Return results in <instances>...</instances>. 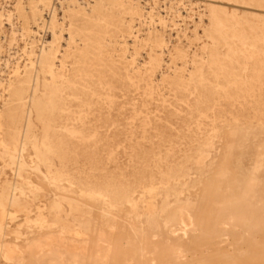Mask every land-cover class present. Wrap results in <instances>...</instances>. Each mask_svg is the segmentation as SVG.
Segmentation results:
<instances>
[{"label":"rangeland","instance_id":"rangeland-1","mask_svg":"<svg viewBox=\"0 0 264 264\" xmlns=\"http://www.w3.org/2000/svg\"><path fill=\"white\" fill-rule=\"evenodd\" d=\"M98 1V19L81 30L82 43L64 46L65 54L58 55L51 34L38 32L47 11L36 0H0V28L15 31L11 43L5 40L11 31L0 32V192L13 182L24 191L18 192L20 206L0 207V264H36L40 249L50 252L43 264H264V0L160 1L169 25L164 28L158 19L142 24L140 33L149 43L142 47L160 53L165 41L169 61L160 67L147 62L143 72L133 71L114 41L125 29L129 3ZM190 3L202 5L197 10L203 12L216 4L224 8L212 31L197 25ZM9 10L16 11L11 21L3 15ZM43 41L54 52L51 63L41 68L35 44ZM177 47L192 51L199 62L185 76L171 62ZM34 79L37 101H64V115L78 127H94L86 140L96 141L107 130L121 131L128 139L113 146L95 143L93 158L59 159L38 154L31 134L23 162L11 161L9 108L16 91ZM78 91L93 96L92 108L78 103ZM34 118L40 137L48 124ZM141 149L146 150L143 159L135 156Z\"/></svg>","mask_w":264,"mask_h":264},{"label":"bare ground","instance_id":"bare-ground-1","mask_svg":"<svg viewBox=\"0 0 264 264\" xmlns=\"http://www.w3.org/2000/svg\"><path fill=\"white\" fill-rule=\"evenodd\" d=\"M38 3V8L41 10H46L47 11V18L45 16H42L41 14V19L39 20V24L38 27L39 30L38 32L42 35L44 34V36H46L47 34H51V37H53L52 39L49 40H53L54 42H56V49H57V54L59 55V53L61 54L63 52V47L65 46H70L72 45V47L78 46L80 45L82 42V38L84 37V33H82L81 30L86 29V28H90L92 23H94V21H96L97 15L96 13L100 12L99 9L96 7V2L98 0H36ZM57 1V2H56ZM110 1V0H109ZM120 0H118L119 2ZM125 4L129 3L131 10L128 11L126 14H128V19L126 20L125 23V29H121L122 31H120L117 39H115L114 41L117 43L119 50L121 49V52L123 50V52H125L124 54H126V58H128V63L130 66L133 67V71L136 70H140L141 69L147 67L146 63L149 62L150 65L154 64L157 66H161L164 63H166L168 65L169 60L166 61V58L164 56V53L166 49H164L165 47V41L162 43L161 41V52L160 53H155V51H144L142 47L143 42L145 41V38L143 37V35H141L140 31L141 29V25L144 23L147 24V22H150L148 24H150L151 22L153 23L156 19H158V23H160L163 27L164 26H168L167 20H165V16L162 14V12L159 10V8L161 7L160 5V1L162 0H149L151 2V4H147L148 2H146L145 4L143 2H145L146 0H122ZM167 1V0H166ZM171 1V0H170ZM227 1V0H226ZM225 1V2H226ZM250 1V0H249ZM248 1V4H249ZM259 1V0H258ZM99 2V1H98ZM122 2V3H123ZM172 2V1H171ZM175 1L173 0V3ZM178 2V1H177ZM181 2V0H180ZM179 2V4H180ZM220 3V1H217ZM251 2V1H250ZM253 2V1H252ZM255 2V1H254ZM101 3V2H100ZM99 3V5H100ZM184 3V2H183ZM182 3V4H183ZM186 3V2H185ZM214 3V2H213ZM21 4V3H20ZM102 4V3H101ZM109 4V2H108ZM112 4H118V3H112ZM147 4V5H146ZM160 4V5H159ZM178 4V3H177ZM176 4V5H177ZM196 4V5H195ZM194 5L192 3L189 4L188 9L195 13L198 16V26L202 27V29L204 30H211L213 29V26L217 25L218 23V18L222 15V11L224 10V8H219L216 7L214 5L208 6V11L203 12L202 10H197L199 8L202 7V5H199L197 3H195ZM242 4V3H241ZM263 4V3H262ZM121 5V4H120ZM123 5V4H122ZM175 5V3H174ZM224 5V4H223ZM225 5H227L225 3ZM232 5V4H231ZM230 5V6H231ZM237 5V3H236ZM243 5V4H242ZM251 6L253 4H250ZM16 6V5H15ZM27 6V5H26ZM119 6V5H118ZM173 6V4H172ZM171 6V7H172ZM180 6V5H177ZM176 6V7H177ZM206 6V5H205ZM8 7V6H6ZM113 7V6H112ZM174 7V6H173ZM172 7V8H173ZM183 7H185L183 5ZM204 7V5H203ZM225 7V6H224ZM227 7V6H226ZM225 7V8H226ZM257 7V6H256ZM15 8V7H14ZM13 8V9H14ZM102 8V7H101ZM104 8V7H103ZM102 8V9H103ZM205 8V7H204ZM241 8V7H240ZM261 8V7H260ZM105 9V8H104ZM103 9V10H104ZM125 9V8H124ZM175 9V8H174ZM177 9V10H176ZM176 12L178 13V16H182V12L180 11V7L176 8ZM182 9V8H181ZM187 8H184V10ZM220 9H222V11H220ZM230 9V8H229ZM228 9V11H229ZM15 10V9H14ZM18 10V9H17ZM31 10L33 11V8H31ZM101 10V9H100ZM163 10V9H161ZM170 10V9H169ZM174 10V11H175ZM188 10V11H189ZM234 10V9H233ZM235 10H237L235 8ZM244 10V9H243ZM254 10V9H253ZM258 10V9H256ZM255 10V11H256ZM173 11V12H174ZM260 11V10H259ZM262 11V10H261ZM260 11V12H261ZM13 12L16 11H5L3 15L7 16V20L11 21L13 18ZM18 12V11H17ZM109 12V11H108ZM170 12V11H169ZM227 12V11H226ZM232 12V10H231ZM46 13V12H44ZM102 13V12H101ZM106 13V12H105ZM241 13V10H240ZM244 13V11H243ZM247 13V12H246ZM125 14V15H126ZM234 14V13H233ZM16 15V14H15ZM18 15V14H17ZM16 15V16H17ZM28 15V14H27ZM124 15V14H123ZM246 15V14H245ZM250 15V14H249ZM257 15V14H256ZM25 16V15H24ZM176 16V15H175ZM242 16V15H241ZM100 17V16H99ZM102 17V16H101ZM186 17V16H185ZM247 17V15H246ZM245 17V18H246ZM255 17V16H254ZM20 18V17H19ZM197 18V17H196ZM238 18V17H237ZM243 18V17H242ZM39 19V18H38ZM98 19V18H97ZM247 19V18H246ZM245 19V20H246ZM259 19V18H257ZM263 19V17H262ZM185 20V19H184ZM225 20V19H224ZM227 20V18H226ZM264 20V19H263ZM27 21V20H25ZM105 21V20H104ZM170 21V20H169ZM237 21V20H236ZM239 21V20H238ZM257 21V20H256ZM1 22V21H0ZM30 22V21H29ZM101 22V21H100ZM182 22V21H181ZM184 22V21H183ZM14 23V22H13ZM12 23V24H13ZM38 23V22H36ZM97 23V22H96ZM157 23V24H158ZM261 23V22H260ZM264 23V22H263ZM11 24V22H9V25ZM27 24V22H26ZM108 24V23H106ZM123 24V23H122ZM147 24V25H148ZM159 24V25H160ZM185 24V23H184ZM192 24V23H191ZM34 25V24H33ZM111 25V24H110ZM264 25V24H263ZM13 27V25H11ZM102 26V25H101ZM158 26V25H157ZM178 26V25H177ZM234 26V24H233ZM232 26V27H233ZM239 26V25H238ZM248 26V25H246ZM245 26V27H246ZM11 27V28H12ZM38 27H36L38 29ZM116 27V26H115ZM122 27V26H121ZM144 27V26H143ZM148 27V26H147ZM159 27V26H158ZM173 27V26H172ZM176 27V26H175ZM230 27V26H229ZM240 27V26H239ZM259 27V26H258ZM6 26H1L0 28V32L7 34V32H10L9 35H5V40L8 42H10L11 40H15V31H13L12 29L9 31H6ZM8 28V27H7ZM31 28V27H30ZM165 28V27H164ZM167 28V27H166ZM252 28V27H251ZM15 29V28H14ZM173 29V28H172ZM261 29V28H260ZM263 29V28H262ZM16 30V29H15ZM124 30V31H123ZM126 30V31H125ZM200 29H198L199 31ZM87 31V30H86ZM197 31V29H196ZM230 31V30H229ZM249 31V30H248ZM251 31V30H250ZM18 33V30L16 31ZM83 32H85L83 30ZM90 31H87V33H89ZM142 32V31H141ZM204 31H202L203 33ZM208 32V31H207ZM260 32V31H258ZM262 32V31H261ZM152 33V32H151ZM194 33V32H193ZM201 33V35H202ZM20 34V33H19ZM39 34V35H40ZM99 34V33H98ZM110 34V32H109ZM144 34V33H142ZM187 34V33H186ZM210 34H213L210 33ZM237 34V33H236ZM260 34V33H259ZM263 34V32H262ZM18 35V34H17ZM152 35V34H151ZM195 35H198L195 34ZM205 35V34H204ZM239 35V34H238ZM19 36V35H18ZM17 36V37H18ZM41 36V35H40ZM50 36V35H49ZM107 36V34H106ZM156 36V35H155ZM200 36V35H198ZM16 37V38H17ZM39 37V36H38ZM157 37V36H156ZM197 37V36H196ZM201 37V36H200ZM207 37V36H204ZM203 37V38H204ZM212 37V36H211ZM238 37V36H237ZM264 37V34H263ZM43 36L39 37L40 42L42 40ZM110 38V37H109ZM114 38V37H113ZM116 38V37H115ZM185 38V37H184ZM194 38V37H193ZM202 38V37H201ZM210 38V37H209ZM215 38V37H214ZM220 38V37H219ZM217 38V40L219 39ZM236 38V37H235ZM45 39V38H44ZM160 39V38H159ZM188 39V38H187ZM211 39V38H210ZM216 39V38H215ZM153 40V38H152ZM186 40V39H185ZM190 40V39H189ZM195 40V39H194ZM209 40V39H207ZM242 40V39H241ZM257 40V39H256ZM107 41V40H104ZM113 41V40H112ZM113 41V42H114ZM191 41V40H190ZM197 41V40H195ZM202 41V39H201ZM200 41V42H201ZM215 41V40H214ZM49 42V41H47ZM46 41H43L41 45H39L38 43H36L35 45V52L37 54V58H38V63L42 66H46L47 64L51 63L52 57L53 55H51L49 44ZM109 42V41H108ZM146 42V41H145ZM170 42V41H169ZM188 42V41H187ZM199 42V40H198ZM207 42V41H206ZM210 42V41H209ZM11 43V42H10ZM17 43V42H16ZM101 43V42H100ZM168 43V40H167ZM190 43V42H189ZM192 43V42H191ZM219 43V42H218ZM32 44V43H31ZM53 44V43H52ZM110 44V43H109ZM147 44V42L145 43ZM149 44V43H148ZM147 44V45H148ZM153 44V43H152ZM197 44V43H195ZM200 44V43H199ZM198 44V45H199ZM208 43H206L207 45ZM212 44V43H211ZM231 44V43H230ZM13 45V43H12ZM29 45V44H28ZM112 45V44H111ZM157 45V44H156ZM192 45V44H191ZM194 45V44H193ZM201 45V44H200ZM209 45V44H208ZM263 45V44H262ZM10 46V45H9ZM24 46V45H23ZM53 46V45H52ZM152 46V45H151ZM154 46V45H153ZM195 46V45H194ZM224 46V45H223ZM246 46V45H245ZM244 46V47H245ZM264 46V45H263ZM32 47V46H31ZM113 47V46H112ZM149 47V45H148ZM167 47V45H166ZM165 47V48H166ZM189 47V46H188ZM200 47V46H198ZM197 47V48H198ZM250 47V46H249ZM14 48V47H13ZM117 48V47H116ZM159 48V47H158ZM187 48V47H186ZM205 48V47H203ZM202 48V50H203ZM251 48V47H250ZM52 49V47H51ZM68 49V48H67ZM75 49V48H74ZM78 49V48H77ZM146 49V48H145ZM148 49V48H147ZM155 49V48H154ZM160 49V48H159ZM196 49V48H195ZM193 48V50H195ZM27 50V49H26ZM29 50V48H28ZM34 50V48H33ZM72 50V49H71ZM87 50V49H86ZM115 50V47H113V51ZM198 50V49H197ZM197 50L195 51V53L197 52ZM253 50V49H252ZM17 51V50H16ZM74 51V50H72ZM76 51V50H75ZM81 51V50H80ZM78 51V52H80ZM112 51V52H113ZM160 51V50H157ZM211 51V50H210ZM33 52V51H32ZM34 52V53H35ZM67 52V51H66ZM77 52V51H76ZM120 52V53H121ZM122 52V53H123ZM192 52V51H191ZM191 52L188 49H181V48H176L174 50V53L171 54L173 60L171 61L173 64H175L177 66V68H179V72L182 73V76H185L187 73L191 72V68L193 66V64L195 63L194 60L192 59L194 57H191ZM252 52V51H251ZM260 52V51H259ZM258 52V53H259ZM64 53V52H63ZM69 53V52H67ZM119 53V54H120ZM169 53V52H168ZM167 53V54H168ZM171 53V51H170ZM194 53V54H195ZM254 53V52H253ZM65 54V53H64ZM71 54V53H70ZM73 54V53H72ZM116 54V53H115ZM118 54V52H117ZM116 54V55H117ZM25 55V54H24ZM32 55V54H31ZM56 55V54H55ZM58 55H56L54 57V59L58 58ZM62 55V54H61ZM67 55V54H66ZM78 55V54H77ZM82 55V54H81ZM107 55V54H106ZM113 55V54H112ZM169 55V54H168ZM13 56V55H10ZM16 56V55H15ZM68 56V55H67ZM74 56V55H73ZM121 56V55H120ZM196 56V54H195ZM245 56V54H244ZM252 56V55H251ZM261 56V55H260ZM263 56V54H262ZM30 57V56H29ZM75 57V56H74ZM100 57V56H98ZM116 57V56H115ZM198 57V56H197ZM212 57V56H211ZM13 58V57H12ZM34 58V57H33ZM36 58V60H37ZM109 58V57H108ZM119 58V55H118ZM30 59V58H29ZM27 59V60H29ZM70 59V58H69ZM79 59V58H78ZM113 59V58H112ZM117 59V58H116ZM123 59V58H122ZM125 59V58H124ZM168 59V58H167ZM170 59V58H169ZM195 59V57H194ZM197 59V58H196ZM201 59V57H200ZM211 59V58H210ZM255 59V58H254ZM257 59V58H256ZM260 59V58H259ZM74 60V59H73ZM199 60V59H198ZM203 60V58H202ZM247 60V58H246ZM14 61V60H13ZM67 61V59H66ZM196 61V60H195ZM205 61V59L203 60ZM32 62V61H30ZM34 62V61H33ZM55 62V61H54ZM58 62V61H57ZM71 62V60H70ZM73 62V61H72ZM211 62V61H210ZM247 62V61H246ZM262 62V61H261ZM260 62V63H261ZM37 63V62H36ZM60 63L63 64V61L60 60ZM197 63V62H196ZM195 63V65H196ZM199 63V62H198ZM197 63V65H198ZM23 64V63H22ZM30 64V63H29ZM32 66L35 67V63ZM66 65H69L65 62ZM71 64V63H70ZM74 64V63H73ZM203 64V63H202ZM243 64V63H242ZM249 64V63H248ZM20 65V64H19ZM31 65V64H30ZM29 65V66H30ZM60 65V64H59ZM3 66V65H2ZM5 66V65H4ZM15 66V65H14ZM22 66V65H21ZM37 66V64H36ZM39 66V65H38ZM65 66V65H64ZM73 65H71L72 67ZM129 66V67H130ZM179 66V67H178ZM199 66V65H198ZM236 66V65H235ZM239 67V65H237ZM245 66V64H244ZM243 66V67H244ZM253 66V65H252ZM54 67V66H53ZM52 67V68H53ZM61 67V66H60ZM70 67V66H68ZM67 67V69H68ZM70 67V68H71ZM151 67V66H150ZM227 67V66H226ZM248 67V66H247ZM25 68V67H24ZM23 68V69H24ZM56 68V67H55ZM58 68V66H57ZM64 68V67H63ZM156 68V67H154ZM154 68H150L149 70H152ZM31 69V68H30ZM66 69V68H65ZM159 69V68H158ZM170 69V68H169ZM194 69V68H192ZM228 69V67H227ZM235 69V68H234ZM243 69V68H242ZM14 70V69H13ZM25 70V69H24ZM29 70V69H28ZM38 70V69H37ZM73 70V69H72ZM144 70V69H143ZM157 70V69H155ZM190 70V71H189ZM36 71V70H35ZM69 71V70H68ZM218 71V70H217ZM233 71V70H232ZM251 72V70H249ZM25 72V71H23ZM31 72V71H30ZM29 72V73H30ZM66 72V71H65ZM143 72V71H142ZM151 72V71H150ZM153 72V70H152ZM220 72V71H219ZM227 72V70H226ZM236 72V71H235ZM240 72V71H239ZM255 72V71H254ZM44 73V72H42ZM41 73V74H42ZM51 73V71H50ZM148 73V72H147ZM156 73V71H155ZM154 73V74H155ZM192 73V72H191ZM249 73V72H246ZM21 74V73H20ZM25 74V73H24ZM32 74V73H31ZM45 74V73H44ZM142 74V73H141ZM153 74V73H152ZM151 74V75H152ZM171 74V73H170ZM222 74V73H221ZM232 74V73H231ZM241 74V73H240ZM30 75V74H29ZM28 75V76H29ZM39 75V74H38ZM37 75V76H38ZM43 75V74H42ZM48 75V74H47ZM53 75V74H52ZM49 75V76H52ZM146 75V73L144 74ZM189 75V74H188ZM192 75V74H191ZM223 75V74H222ZM48 76V77H49ZM68 76V75H67ZM153 76V75H152ZM162 76V75H161ZM190 76V75H189ZM238 76V75H237ZM12 77V76H11ZM30 77V76H29ZM28 77V80H29ZM155 77V76H154ZM187 77V76H186ZM225 77V76H224ZM229 77V76H228ZM6 78V77H5ZM51 78V77H50ZM1 79V77H0ZM37 79H39L37 77ZM34 79L31 80V82L28 84V88L24 89V88H19L18 91H16L15 93V97L16 100L14 99V101L12 102V104L10 105L9 108V123H8V127H7V133H6V138L10 141V143L14 146H12L14 149L12 151V155H11V161L15 162L17 161L19 164L22 161V150L24 143H26V141L29 139V137L31 136V134H33L31 136V140H32V144L33 146L37 149L38 154H42L44 157L45 156H56L59 159H77L82 155H87L90 158H93L94 156H96V152L95 149L92 148L94 146L95 143H104L107 146H113L116 144H119L122 141H125L128 139V136H125L123 132H112L111 130H107V133L104 134V136H102L99 139H96V141H92V140H86V136L91 133L94 129L93 126L90 127V129H86V127L82 128V127H78L77 124L74 123V120L71 116H66L63 114L64 108L66 106V103L63 102H56L53 105H49L47 102L45 101H37L36 100V95H37V90H38V80ZM53 79V77H52ZM160 79V78H159ZM184 79V78H183ZM223 79V78H222ZM226 79V78H225ZM47 80V79H45ZM60 80V79H59ZM187 80V79H185ZM189 80V79H188ZM224 80V79H223ZM222 80V81H223ZM227 80V79H226ZM235 80V79H233ZM4 81V80H3ZM61 81V80H60ZM222 81H221V85H222ZM242 81V80H241ZM23 82V81H22ZM59 82V81H58ZM225 82V80H224ZM227 82V81H226ZM243 82V81H242ZM7 83V82H6ZM9 83V82H8ZM230 83V82H229ZM243 84V83H242ZM23 85V84H21ZM20 85V86H21ZM226 85V84H224ZM229 86V85H228ZM3 87V86H2ZM230 88V86H229ZM1 89V88H0ZM232 89V87H231ZM42 90V89H41ZM225 90V89H224ZM51 94L55 93V90H49ZM222 91V90H221ZM237 91V90H236ZM228 93V92H227ZM7 95V94H6ZM39 96V95H38ZM76 97L78 99V103L83 106V107H89L92 108L93 107V96L89 95L87 92H82V91H78L76 92ZM38 98V97H37ZM256 98V97H255ZM97 100V99H96ZM260 102V101H259ZM1 109V108H0ZM142 112V111H141ZM255 112V111H254ZM34 114H36L37 118L40 121H46L48 124V127H46L44 130H42V133L40 134V137H38L37 134L34 133L33 130V124H34ZM3 116V115H2ZM203 116V115H202ZM205 117V116H204ZM87 118V117H86ZM237 121V120H236ZM111 124V123H110ZM110 124L109 123H104L103 127L106 129L110 128ZM42 126V125H41ZM38 128V127H37ZM59 128V129H56ZM112 128V127H111ZM115 128V127H114ZM122 129V128H121ZM41 131V130H40ZM3 139V138H2ZM139 145V144H138ZM5 148V147H4ZM237 149V148H236ZM200 150V149H199ZM9 151V150H8ZM112 151V150H111ZM134 151V150H133ZM138 151V150H136ZM145 149H141L140 150V154L135 156H138L139 159H143L144 155H145ZM115 152V151H114ZM135 152V151H134ZM113 154V153H112ZM111 154V155H112ZM114 155V154H113ZM108 156V155H107ZM133 157V154H132ZM46 158V157H45ZM110 158V157H109ZM47 160V159H46ZM49 160V159H48ZM105 161V160H104ZM111 161V160H110ZM23 162V161H22ZM100 163V162H99ZM103 163V162H102ZM17 166V164H16ZM25 166V165H24ZM10 167V166H9ZM27 172V171H26ZM20 173V172H19ZM18 173V174H19ZM29 174V173H28ZM27 174V175H28ZM23 177V176H22ZM21 178V177H19ZM29 178V177H27ZM23 180V179H22ZM30 180V179H29ZM28 180V181H29ZM25 181V180H24ZM27 181V182H28ZM18 182H13L10 184H7L5 186H3L1 188V192H0V207L5 208L9 205H21V198L18 196V192H24L22 191L21 187L18 185ZM25 184V183H24ZM27 184H30V181ZM29 186V185H28ZM31 186V185H30ZM29 186V187H30ZM242 186V185H241ZM23 188H25L23 186ZM36 189V188H35ZM24 190V189H23ZM81 192V191H80ZM26 195V193H25ZM43 197V196H42ZM29 198V197H28ZM65 198V197H64ZM99 198V197H98ZM58 199V198H57ZM34 199H32L33 201ZM56 200V199H55ZM60 201V200H59ZM26 202V200H25ZM58 202V201H57ZM72 202V201H71ZM77 203V201H75ZM74 202V203H75ZM28 203V202H27ZM61 203V202H60ZM63 203V202H62ZM61 203V204H62ZM79 203V202H78ZM77 203V204H78ZM34 204V202H33ZM66 204V203H65ZM25 205V204H24ZM29 205V204H28ZM41 206V205H40ZM39 206V207H40ZM23 207V206H22ZM25 207V206H24ZM60 207V206H59ZM77 206H75L76 209ZM27 208V207H26ZM30 208V207H29ZM64 208V206H63ZM41 209V207L39 208V210ZM43 209V208H42ZM66 209V208H65ZM109 209V208H108ZM155 209V208H154ZM25 212L26 211H30V210H26L24 209ZM62 210V209H61ZM68 210V209H67ZM86 210V209H85ZM72 211V210H71ZM39 212V211H38ZM63 212V211H62ZM66 212V211H65ZM78 212V211H76ZM185 212V211H184ZM28 213V212H27ZM41 213V212H40ZM70 213V211H69ZM74 213V212H73ZM155 213V212H154ZM62 214V213H61ZM64 214V213H63ZM68 214V213H67ZM78 214V213H77ZM42 215V213L40 214ZM58 215V214H57ZM80 215V214H79ZM38 216V215H37ZM44 216V214L42 215V217ZM73 216V215H72ZM61 217V216H59ZM71 217V216H70ZM3 218V217H2ZM44 218V217H43ZM42 218V219H43ZM48 217H46L47 219ZM66 218V217H65ZM41 219V221L43 222V220ZM57 219V218H56ZM62 219V218H61ZM68 219V217L66 218ZM74 218H72L73 220ZM48 220V219H47ZM59 220V218H58ZM86 220V219H85ZM62 221V220H59ZM65 222L67 220H64ZM76 221V220H75ZM47 222V221H46ZM55 222V221H54ZM69 222V221H68ZM80 222V221H79ZM84 222V221H83ZM82 222V223H83ZM45 223V222H44ZM60 222H58L59 224ZM63 223V222H62ZM190 223V222H189ZM48 224V223H47ZM55 224V223H54ZM65 224V223H64ZM68 224V223H67ZM66 224V225H67ZM75 224V222H74ZM46 225V224H45ZM60 225V224H59ZM80 225V224H79ZM74 226V225H72ZM8 227V226H7ZM229 227V226H228ZM56 229V228H55ZM66 229V228H65ZM53 231V230H52ZM61 231V230H60ZM59 232V231H58ZM60 234V233H59ZM248 234V233H247ZM250 235V234H249ZM49 236V235H48ZM50 237V236H49ZM52 238V237H51ZM59 238V237H58ZM55 239V238H54ZM50 240V239H49ZM47 241V240H46ZM28 242V241H27ZM48 242V241H47ZM50 242H53L52 240H50ZM49 244V243H48ZM52 244V243H50ZM44 245V244H41ZM39 245V246H41ZM9 247V245H8ZM79 247V246H78ZM48 248V247H47ZM50 249V248H48ZM158 249V248H157ZM6 250V248H5ZM16 250V249H15ZM51 250V249H50ZM77 250V249H76ZM14 251V250H12ZM15 252V251H14ZM7 254V253H6ZM60 255V253H58ZM146 254V253H145ZM52 255V254H51ZM6 256V255H5ZM13 256V255H12ZM48 256H50V252L46 251H42L40 249V251H37L35 253V262L36 264H43L45 260H47ZM10 259V258H9ZM8 261V260H6ZM48 262V260H47Z\"/></svg>","mask_w":264,"mask_h":264}]
</instances>
